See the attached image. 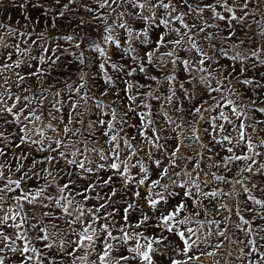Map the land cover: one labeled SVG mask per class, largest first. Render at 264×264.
<instances>
[{"label":"snow or ice","instance_id":"1","mask_svg":"<svg viewBox=\"0 0 264 264\" xmlns=\"http://www.w3.org/2000/svg\"><path fill=\"white\" fill-rule=\"evenodd\" d=\"M9 4L0 264H264V0H90L71 52L28 30L30 9L52 28L65 11ZM64 54L78 79L52 83Z\"/></svg>","mask_w":264,"mask_h":264},{"label":"rangeland","instance_id":"2","mask_svg":"<svg viewBox=\"0 0 264 264\" xmlns=\"http://www.w3.org/2000/svg\"><path fill=\"white\" fill-rule=\"evenodd\" d=\"M40 3H42L45 7H52L53 13L59 12L61 10L65 11V16L60 17L56 20V27L52 28L50 22L45 24V16L42 15V12L44 11V8H36V9H30L29 14L32 16L33 21H39V23H34L31 25V27L28 30H31L32 27L35 28V32L32 34V38L39 39L37 36V33L39 32H45L47 43L51 45L52 47H55L57 43H59L62 48H68L69 51H79L71 47L69 44L65 43L64 37L67 35H72L73 33H78L80 36H95V33L93 32L92 26L88 23V21L91 18V14L87 13L80 7L81 3H89L90 0H78L76 4L70 5V11L62 9L59 5H54V0H39ZM68 0H60V5H63L67 3ZM262 8H264V5H262ZM20 9L13 8L9 4V0H0V18H5L7 15H11L12 17V24L13 26H17L16 22L19 21V27L23 28V18L20 15ZM259 18V17H257ZM83 19L85 21L84 25L82 27H77V24ZM5 22L7 20L5 19ZM252 21L250 20V23ZM67 28L68 32L66 34L61 35H55L50 36V31H58L59 29ZM242 35L241 33H238V36ZM19 41V38H17V42ZM88 43L87 40L82 42V47H84ZM37 51V49L34 48V52ZM15 58V57H14ZM115 58V57H114ZM223 63V61H222ZM80 65L78 64L76 58L74 56L64 54L61 56L60 60L58 61L57 65L54 66L52 69L51 77L49 78V81L52 83H55L56 81H63L66 78L69 79V82L76 81L78 79V69ZM239 67V65L237 66ZM95 69H93L94 71ZM261 72H264V67L258 68L255 72L250 71L248 73L249 76H259ZM97 84L101 86L100 90L102 89L103 82L97 81ZM48 85L46 84L45 87ZM61 84L57 83L56 87H60ZM97 95L99 93L97 92ZM249 96H253L254 93L248 92ZM257 117L260 119H264V117H260L259 114H257ZM258 132L253 133L254 136L257 135H264V125H259ZM129 131H134L133 129H130ZM251 131V130H249ZM47 153H45L46 155ZM37 157H39V153L35 154ZM29 184L25 187L28 190H34L37 188L38 185L43 184V179H29ZM26 182V181H25ZM24 182V183H25ZM257 182H261V178H257ZM143 191V189L141 190ZM175 203V201H173ZM218 218V217H217ZM135 219V217H133ZM170 239H173L170 237ZM173 243H178V241L173 240ZM170 255L169 249H164L162 252H159L157 254V264H168V256ZM235 255V253H234ZM206 264H208V258H205ZM223 264V262H221ZM234 264H238V262H234Z\"/></svg>","mask_w":264,"mask_h":264},{"label":"water","instance_id":"3","mask_svg":"<svg viewBox=\"0 0 264 264\" xmlns=\"http://www.w3.org/2000/svg\"><path fill=\"white\" fill-rule=\"evenodd\" d=\"M68 32L67 28L64 29H59L58 31H50L49 35L50 36H55V35H61V34H66ZM29 184V181H26L24 183V186L26 187Z\"/></svg>","mask_w":264,"mask_h":264}]
</instances>
